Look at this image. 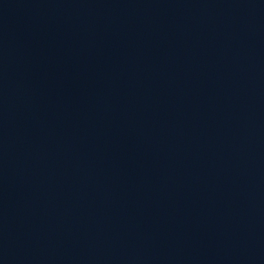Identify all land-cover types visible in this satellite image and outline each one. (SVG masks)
Listing matches in <instances>:
<instances>
[{
	"label": "water",
	"instance_id": "1",
	"mask_svg": "<svg viewBox=\"0 0 264 264\" xmlns=\"http://www.w3.org/2000/svg\"><path fill=\"white\" fill-rule=\"evenodd\" d=\"M0 264H264V0H0Z\"/></svg>",
	"mask_w": 264,
	"mask_h": 264
}]
</instances>
